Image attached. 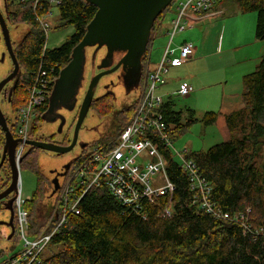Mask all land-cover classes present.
<instances>
[{
    "label": "trees",
    "instance_id": "1",
    "mask_svg": "<svg viewBox=\"0 0 264 264\" xmlns=\"http://www.w3.org/2000/svg\"><path fill=\"white\" fill-rule=\"evenodd\" d=\"M5 1L9 25L28 27L18 46V61L26 71V78L25 87L14 104L16 128L19 108L28 97L32 73L37 72L40 66L49 73L53 68L54 79H57L71 60L74 47L84 37L97 8L85 0H58L61 3L57 27L74 26L75 32L61 47L45 51L44 33L31 10L14 11L16 0ZM225 1L236 4L242 13H256L255 35L257 40L264 41V0ZM165 12L156 19L153 28ZM151 46L150 39L143 61L141 94L133 105L121 112L122 119L116 134L128 124L141 98ZM258 65L256 71L243 78L244 108L225 119L231 139L206 151L190 152L187 158L196 163L202 176L211 184L213 204L230 215L250 208V222L255 227H263L264 172L259 169L257 156L264 146V59ZM112 110L111 94L100 97L91 105V111L98 117H108ZM163 112L174 141L196 123L192 117L182 123L180 113L172 112L167 105ZM216 117V114L208 113L203 123L210 126ZM41 122L38 115L30 138L38 135ZM85 150L70 165L66 176L88 156ZM39 151L33 149L23 156L20 167L31 169L38 179L37 191L26 202L29 213L27 235L31 237L42 233L47 226L51 231L58 224L55 199L51 203L46 201L48 196H53L54 186L41 171L36 154ZM162 153L169 179L176 185L171 217L161 218L163 208L157 203L145 205L146 200L143 201L145 216L134 214L121 207L106 189H93L80 199L81 215L70 216L54 235L51 245L60 246V251L43 258L42 264H264V237L219 220L193 205L189 182L180 162L170 150L162 149ZM2 255L4 251L1 250L0 257Z\"/></svg>",
    "mask_w": 264,
    "mask_h": 264
},
{
    "label": "built area",
    "instance_id": "2",
    "mask_svg": "<svg viewBox=\"0 0 264 264\" xmlns=\"http://www.w3.org/2000/svg\"><path fill=\"white\" fill-rule=\"evenodd\" d=\"M16 2L21 9L31 10L44 33L46 44L49 28L53 18L56 17L55 10L59 12L61 2L58 0H16ZM174 2H176L175 19L172 21L173 30L169 33L170 41L161 62L152 69L150 67L146 69L143 92L131 119L113 138L99 140V143L89 151L88 156L82 159L66 177L55 205L58 224L53 230L49 231L47 226L37 236L27 235L29 213L26 202L28 200H23L22 181L19 178L15 209L16 236L21 249L1 264H42L43 251L48 245L50 246L54 235L67 222L66 219L81 215L78 202L93 189H106L121 207L128 208L134 214L143 217L145 206H139V199L143 196L147 199L145 205L157 203L163 208L160 212L161 218L171 217L173 214V195L176 185L167 182L168 175L162 149H168L174 154V140L163 112L166 101L160 93V88L165 84L172 66L192 59L195 47L187 42L179 48L178 54L173 56L175 50L171 48V44L176 33L191 28L199 21L216 18L225 12L223 7L225 0H174ZM44 48L46 49V45ZM54 75V69L47 73L42 66L37 72L32 73L28 97L26 103L19 108L18 123L14 131L15 138L20 141L16 151L17 162L25 153L34 120L40 115L39 111L47 101L55 80ZM192 92L194 87L189 83H183L177 94L185 98ZM182 169L189 182L193 205L219 220L239 225L246 232L264 237V226L255 227L249 220L250 208L230 215L222 212L212 203V186L202 176L193 160L184 162ZM166 194L167 197L163 198Z\"/></svg>",
    "mask_w": 264,
    "mask_h": 264
},
{
    "label": "rangeland",
    "instance_id": "3",
    "mask_svg": "<svg viewBox=\"0 0 264 264\" xmlns=\"http://www.w3.org/2000/svg\"><path fill=\"white\" fill-rule=\"evenodd\" d=\"M175 6L176 2H174V4L166 10L165 14H163L162 19L159 18L156 23V27L153 28L151 36L152 46L149 50L150 56L147 68L150 67L151 69L154 65H157L162 60L165 49L170 41V35L168 33H171L173 30L172 21L175 19ZM4 7V0H0V9L3 12L5 10ZM18 7V3L15 2L13 10H21V8ZM231 7H233V10L228 12V18H232L234 19V22L239 23V41L254 40L257 16L256 13H242L237 6L235 7L234 4H232ZM55 15L56 17L53 18V22L48 31V40L45 44L46 49L44 48L45 51L54 50L56 48L61 47V45H63L68 39V36L70 37L75 32L74 26L58 28L57 25L60 16L57 10H55ZM231 21L232 20L230 19L229 23H231ZM25 32L26 27L24 25L15 28L10 27L11 41H13L14 43H18L25 35ZM187 32L177 34L175 39V45L176 43H180L183 41ZM259 42V44H264V41ZM4 47L5 45L3 43L2 46H0V59L2 58L3 54L5 55V59L4 61H0V81L4 80V78H7L12 69V61L9 55L7 54L6 48ZM105 55V48L97 49L96 47H88L86 49L85 71H83V90L80 95L81 99L78 102V106L73 111L65 112L63 114V116L65 117L64 123L62 122V119H58L55 122L51 123L50 126H47V134L54 136L57 142L63 141L64 136L67 134L70 138L73 137L75 129V125L73 122L77 114V110L81 106L82 100L84 99V92L89 87L93 77L101 71L100 66ZM186 67L188 68H184L183 73H187L190 70L191 65ZM45 71L49 73V70ZM121 76L122 72L117 71L113 74L103 77L100 80L99 84L97 85V88L95 89L94 98L98 99L99 97H102L108 93H112L114 97V110H112L113 113L108 117H98L91 110L88 111L89 113L84 123L82 124L81 130L79 132L77 147L73 152L60 156L46 151H39L38 153H36L38 162L41 167V171H43V173L47 175L50 179L54 180L59 173L63 172L64 168L72 160H74L77 156L82 153V146L84 144L88 145L86 147L85 153H89V151L92 150L94 145H97L99 143V140H104L101 138L102 136L117 135V127L120 123V120L122 119L121 112L125 110V108H128L129 106L133 105L141 94V89L138 87L137 89L129 91L126 85L122 82ZM144 82L145 76L142 82L145 85ZM192 101L198 102H196V104H191ZM202 101L203 98L201 95H198L196 98L191 100H183L181 99V97L176 99V104L178 105V108H182L187 104V106L189 107H194L193 109H195V111L197 112L195 120L196 124H194L185 134H183L180 139L174 141L173 151L174 154H180V156H177L175 154L176 159L179 162H181L185 158L188 159L187 156L190 152L206 151L211 148L212 145L223 141L222 133L218 127H207V125L203 123L204 120H202V114L205 113L206 109L204 110V108H202ZM3 107L4 110L8 113V115H10L11 112L9 105L4 104ZM42 127L44 128L43 125ZM39 133L41 135L40 131ZM113 137H107L106 139ZM262 148L263 150L261 151V154L257 156V159L259 169L261 170V172H264V146H262ZM19 175L22 181V197L23 200L27 201L37 191L38 179L34 171L28 168L21 169ZM61 179H63L62 176L59 177L60 182H62ZM52 199L53 197L50 198V196H48L46 201L51 203ZM15 240H6L4 239V237L0 239V252L1 250L4 251V255L0 257V264L12 254L18 253L20 251L21 244ZM60 249V246H53L50 244V246L48 245L43 251L42 257L44 259L49 258L58 251H60Z\"/></svg>",
    "mask_w": 264,
    "mask_h": 264
},
{
    "label": "water",
    "instance_id": "4",
    "mask_svg": "<svg viewBox=\"0 0 264 264\" xmlns=\"http://www.w3.org/2000/svg\"><path fill=\"white\" fill-rule=\"evenodd\" d=\"M87 3L95 6L97 12L91 22L88 24L86 33L82 40L74 47L71 55V60L68 65L60 72L59 77L55 79L54 91L51 98V107L49 112L65 108V111H73L78 106V97L81 95V88H83L84 72L86 63V49L88 47H96L97 49L105 48L106 55L101 63V71L97 73L90 82L89 87L84 92V99L81 106L77 110L74 118V135L72 142L68 146L60 144L46 143L37 140H28L24 157L33 149L53 153L57 156L73 152L78 143V136L84 123L88 111L91 110V105L97 99L94 98L95 89L100 80L117 71L122 72L121 80L126 85L129 91L140 88V82L143 74V61L145 59L147 47L152 36V28L156 19L164 13L174 2V0H85ZM5 7L6 1L4 0ZM4 7V8H5ZM21 26V25H20ZM25 26V25H24ZM12 27V26H10ZM19 27V26H17ZM26 27L27 33L28 27ZM8 24L7 8L4 12L0 9V34L9 55L12 64V73L0 82V91L3 87L14 80L18 76L20 67L14 55L12 41L10 36ZM23 36V38L25 37ZM22 38V39H23ZM21 39V40H22ZM0 44V45H1ZM5 55L3 54L0 61H4ZM16 85V83H15ZM141 89V88H140ZM113 96L112 93H108ZM106 94V95H108ZM105 96V95H104ZM103 97V96H102ZM100 98V97H99ZM98 98V99H99ZM114 104V97H113ZM62 122H65V117L61 116ZM53 119L50 123L55 122ZM42 123V122H41ZM39 123L40 132L42 134L43 127ZM42 130V131H41ZM61 132V129H60ZM39 133V132H38ZM40 133L37 135L39 136ZM51 136V135H50ZM69 135H65L63 141ZM109 135H104L105 138ZM113 137L114 135H110ZM7 145L17 147L20 141L15 140L10 133L6 134ZM88 145L82 146V152ZM82 154V153H81ZM80 154V155H81ZM79 155V156H80ZM79 156L71 162L73 163ZM23 160V158H22ZM21 161V160H20ZM68 164L63 173L60 175L63 179L62 182L59 178L50 179L54 186L53 199L55 203L60 194V191L65 183L66 173L69 170ZM18 167V166H17ZM13 165V185L11 189L15 188L19 176V168ZM41 168V167H40ZM43 172V171H42ZM44 174V173H43ZM10 189V190H11ZM5 192L0 195V200L8 195ZM55 195V196H54ZM51 198V197H50ZM56 205V204H55ZM11 238V236H10ZM9 238V240H11Z\"/></svg>",
    "mask_w": 264,
    "mask_h": 264
},
{
    "label": "crops",
    "instance_id": "5",
    "mask_svg": "<svg viewBox=\"0 0 264 264\" xmlns=\"http://www.w3.org/2000/svg\"><path fill=\"white\" fill-rule=\"evenodd\" d=\"M232 4L234 3L225 1L223 15L199 21L191 28L176 33L171 44V48L175 50L173 56H176L179 48L187 42L194 45L195 54L191 60L172 66L165 84L160 88V93L166 101L165 106H169L172 112L180 113L181 122L184 123L191 117L194 118V121L196 120L197 112L191 104H196L198 101L191 102L192 108L187 104L178 108L176 99L181 96L177 93L183 83L191 84L194 87V92L185 98L181 97V99L191 100L198 95L202 96L201 106L204 110L206 109L202 114V120L208 113L216 114V121L210 126L220 129L223 136L222 142L231 139L226 117L242 110L245 106L244 76L256 71L258 64L264 59V44H259L256 35L254 40L239 41V23L228 18V12L233 10ZM230 19L231 23H229ZM185 32L187 34L183 41L175 45L177 34ZM189 65H191L190 70L183 73L184 68H188L186 66Z\"/></svg>",
    "mask_w": 264,
    "mask_h": 264
},
{
    "label": "flooded vegetation",
    "instance_id": "6",
    "mask_svg": "<svg viewBox=\"0 0 264 264\" xmlns=\"http://www.w3.org/2000/svg\"><path fill=\"white\" fill-rule=\"evenodd\" d=\"M9 28H10V25H9ZM1 42H4V41H3L2 35L0 34V44ZM21 42L22 40H20L18 43H14L12 41V47H14L13 48L14 55H15V58L17 59L16 61L19 60L17 55L20 50V47L18 46L20 45ZM0 46H2V44ZM18 64L20 67L18 76H16V78L12 80L11 82L7 83L3 87V89L0 91V195L9 190L8 195L5 198H2L0 200V239L4 237V239L9 240L11 236L10 239L13 241L17 239V236H16L17 235V215H16V209H15L16 208L15 202H16V198L18 195L17 194L18 182H20L19 181L20 175H19L17 182L15 184V188L11 189L13 185V172H14L13 165H15L16 167L18 166L17 170L19 168V171H20L23 156L21 158V161L17 162L16 160L17 147H14L13 145H7L6 134L10 133L12 137L15 140H17L14 136L15 123H16L15 122L16 114L14 111V104H15V100L19 97V92L23 90L25 87L24 82L26 78V71L23 69L19 61H18ZM13 69L14 67L12 64V69L9 75L12 73ZM54 86H55V80L50 88V92H49L48 98L46 99L47 100L46 103L43 105V107L39 111V114L42 119V124L44 126L42 134L36 137H32L30 139L41 141V142H46V143H53V144H60L63 146H68L71 144L73 137L70 138L68 136L64 141L57 142L54 136H50L49 134H47V131H48L47 126H50L51 124L50 122L53 119H56V120L60 119V117L63 116L65 112H67L65 111V108H62V109L58 108L54 110L52 113L49 112L50 107H51V101L49 99L51 98L52 93L54 91ZM82 90L83 88H81V93H82ZM77 99L80 101L81 98L78 97ZM4 104L9 105L11 116L8 115V113L4 110V107H3ZM26 148H28V146H26ZM62 173H59L56 178H59Z\"/></svg>",
    "mask_w": 264,
    "mask_h": 264
},
{
    "label": "bare ground",
    "instance_id": "7",
    "mask_svg": "<svg viewBox=\"0 0 264 264\" xmlns=\"http://www.w3.org/2000/svg\"><path fill=\"white\" fill-rule=\"evenodd\" d=\"M175 154H176L177 156H180V154H178V153H175ZM175 154H173V155H174L175 158H176V155H175ZM188 160H189V159H186V158H185V159H183V160L180 162L182 168H183L184 162H186V161H188ZM166 174H167V172H166ZM167 175H168V174H167ZM167 182L170 183V184H172V185H174V184L170 181L169 176H167ZM166 197H167V194L163 196V198H166ZM141 199H142V203H141ZM145 200H147L145 196H143V198H140V199H139V203H140L139 206H140V207H143V201H145ZM79 202H80V200H79ZM79 202H78V205H79ZM78 205H77V206H78ZM199 205H200V204H199Z\"/></svg>",
    "mask_w": 264,
    "mask_h": 264
}]
</instances>
